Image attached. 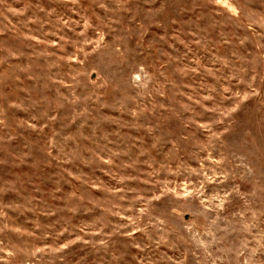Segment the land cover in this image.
I'll return each mask as SVG.
<instances>
[{
    "label": "rangeland",
    "instance_id": "374dc122",
    "mask_svg": "<svg viewBox=\"0 0 264 264\" xmlns=\"http://www.w3.org/2000/svg\"><path fill=\"white\" fill-rule=\"evenodd\" d=\"M0 264H264V0H0Z\"/></svg>",
    "mask_w": 264,
    "mask_h": 264
}]
</instances>
